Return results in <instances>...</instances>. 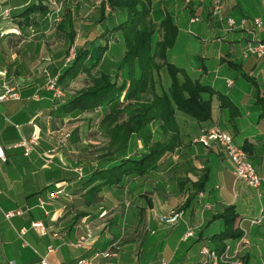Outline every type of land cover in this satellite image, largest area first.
<instances>
[{
	"label": "crops",
	"instance_id": "obj_1",
	"mask_svg": "<svg viewBox=\"0 0 264 264\" xmlns=\"http://www.w3.org/2000/svg\"><path fill=\"white\" fill-rule=\"evenodd\" d=\"M4 1L10 5L12 15L29 2ZM175 2L177 8H181L173 15L165 5L157 18L152 12V20L158 27L169 14L178 27L176 38L180 23L187 21L186 32L192 31L190 25L196 24L197 38L204 47L192 58L198 56L199 63L190 64L189 71L178 66L177 59L170 54L177 39L167 51V59L217 91L209 97L211 118L196 122L177 112L181 147L161 160L154 175L133 178L122 189L107 192L101 206L88 208L78 199L75 210H85L90 215L75 221L72 214H67L72 203L67 206L66 199L72 198L74 188L63 180L72 175L70 169L65 168V149L58 146L60 149L56 152V148L48 147L50 138L44 137L46 130L53 133L55 126L65 124L66 119L49 115L53 105L51 92L35 81L38 78L36 56L42 42L29 39L25 29L13 18L0 19V80L15 84L9 89L18 97L0 102L5 104L0 113L7 123L0 127V147L5 154L0 166L9 165L4 172V189L0 188V200L4 201L0 212V264H40L42 260L48 264H74L77 259L91 257L113 243L118 246L117 255L101 260L100 264H206L207 257L200 249L214 247L212 237L224 229L220 215L230 206L237 214L234 227L249 241L248 247L241 250L242 255H247L244 264H264V109L257 100L259 95L264 98V58L244 55L245 42L250 37L264 40V0H222L216 12L213 11L214 0ZM170 4L167 3L169 9L176 5ZM95 11L97 19H93V28L98 25L102 32L111 21L98 23L99 9ZM193 17L198 20L192 22ZM253 17L262 19L261 28L253 27ZM228 18L236 21L244 18L246 24L228 31L225 23ZM19 36L23 38L17 43ZM107 47L106 59L111 52L110 44ZM58 55L54 62L58 63L56 71L60 73L64 53ZM53 67L50 66V70ZM46 69L42 70V77L46 76ZM227 80L232 83L229 85ZM219 93L227 96L236 108L222 107ZM211 128L227 132L236 145L245 147L249 161L263 180L259 188L236 179L233 164L217 142L198 141V137ZM32 133L37 135V141L33 150L25 155L19 144ZM130 146L134 152L141 149L140 141L134 137ZM204 174L207 181L203 190L190 207L182 210L180 220L172 226L159 223L158 216L180 206L185 192ZM50 184L61 188L56 199L49 198L48 191L41 192ZM17 209L23 213L9 219L5 217L6 212ZM259 216H262L261 223L251 224L250 220ZM33 223L40 225L33 226ZM188 229L193 234L185 238ZM168 235L172 243L154 253L156 240H166ZM80 240H83L81 244ZM162 240L160 245L164 243ZM225 243L236 246L238 240Z\"/></svg>",
	"mask_w": 264,
	"mask_h": 264
},
{
	"label": "trees",
	"instance_id": "obj_2",
	"mask_svg": "<svg viewBox=\"0 0 264 264\" xmlns=\"http://www.w3.org/2000/svg\"><path fill=\"white\" fill-rule=\"evenodd\" d=\"M43 1L29 0L11 18L23 29L43 23L48 6ZM71 18L68 15L63 26L71 25ZM101 21L114 23L102 28L90 49L76 47L73 60L61 67L56 83L64 95L56 100L52 98L49 113L54 118L68 121L84 113L95 114L98 120L96 133L100 131L106 139L100 147L90 150L82 147V153L88 151L87 155L91 157L77 159L87 163L80 174L76 172L80 177L74 174L63 179L77 183L73 194L88 208L101 206L107 192L122 189L131 179L154 175L161 160L182 145L176 113L181 112L196 122L208 121L211 118L209 97L217 92L168 61L167 51L175 43L178 27L169 14L157 27L152 20L150 0H101L97 22ZM58 26L65 29L61 24ZM117 33L123 39V53L117 57L114 66L122 71L121 82L117 80L119 74L113 77L105 57L109 35L117 40ZM66 34L73 45L75 30L71 28ZM22 38L17 37L16 42L20 43ZM162 70L168 74V86L158 90ZM82 74L86 76L84 84L71 91V83ZM218 97L222 107L236 108L227 96L219 93ZM257 100L264 109V98L259 95ZM133 137L141 143V149L136 152L130 146ZM70 138L71 144L79 142L78 126L74 127ZM206 181L207 175L204 174L193 182L185 192L183 203L172 210L182 213L185 207H190ZM54 189L55 184H50L41 192L49 193ZM74 205L67 210L74 221L90 215L85 210L76 211ZM220 217L224 229L212 237V249L217 252L224 249L226 240L235 241L242 236L241 230L234 227L237 217L234 207L225 208Z\"/></svg>",
	"mask_w": 264,
	"mask_h": 264
},
{
	"label": "rangeland",
	"instance_id": "obj_3",
	"mask_svg": "<svg viewBox=\"0 0 264 264\" xmlns=\"http://www.w3.org/2000/svg\"><path fill=\"white\" fill-rule=\"evenodd\" d=\"M151 1V8L152 12L154 13V17L157 18V15L163 13V6L166 5V9L170 10V13L173 15L178 9L177 4L175 0H150ZM101 0H45L43 1V4H48L47 6V13L44 17L43 23H38V25L29 26L25 29V34L28 36L29 39H36L37 41H41V47L38 48L39 54L36 56V76L38 78L35 79L36 83L43 84V87L46 88V86L50 85L49 83L52 82L53 79L57 80L58 75L60 74L59 71L57 72L58 63L54 62L55 59L59 57L58 54L62 56L64 53V56L61 58V64L60 68L71 62L75 55V48L81 47V46H87L88 49H90V46L93 45V42H95V39L97 36V33H102L101 29L98 27V25L93 28V19H97L96 11L99 9V4ZM168 2H171L170 5H172V9H169V5H167ZM10 5H7V1L0 0V19H7L11 18L12 12L11 8L8 9ZM17 10H15L16 12ZM70 15L72 18L71 25L66 24L63 26L64 21L66 20L67 16ZM194 18V17H193ZM185 21V20H184ZM96 22V21H94ZM180 23L179 24V35L177 39V45L173 46L174 48L171 49L170 54L171 57L174 55V59H177L176 61L179 63L178 66L184 67L186 71H189L190 64H197L199 63L198 56H195L192 58L193 55H197L198 52L200 53L204 47V44L200 43V40L197 38V34L195 32V26L196 24L190 25L192 31L187 30L188 23ZM91 23V24H89ZM113 21H111V25H113ZM59 24H61L62 28H59ZM184 27V28H183ZM73 28L76 32V38L74 41V44L71 45L69 38L66 34V31ZM186 29V30H185ZM195 33V34H194ZM95 37V39L90 40ZM87 40V42H85ZM110 37L108 38L107 44H110L111 46V52L110 56H108L106 63L107 65L111 66V73L114 75L113 77L116 78L115 74H121L117 69H115V60L117 57L123 53V39L121 34L117 33V40H114ZM91 42V43H90ZM41 57L46 58L43 60ZM111 57V58H110ZM111 59V60H108ZM57 63V64H56ZM111 64V65H110ZM50 66H55L50 70ZM104 67V66H103ZM44 68H48L45 71L46 76L42 77V70ZM61 71V70H60ZM116 71V72H115ZM50 74H49V73ZM35 76V77H36ZM86 76L85 74L80 75L77 79H75L71 83V91L80 88L84 84ZM34 80V78L32 79ZM118 82H121V75L117 78ZM0 95L3 94L6 89H9L12 87L11 83H7V81L0 80ZM3 82L5 83L3 85ZM15 85V84H13ZM4 86V87H3ZM168 86V74L164 70L161 71L158 83H157V89L160 90V88H166ZM6 88V89H5ZM52 92V91H50ZM52 96V94H51ZM53 98V97H52ZM56 100V99H55ZM5 107V104H0V111L3 112ZM4 118L1 116L0 113V127H3L7 125L5 123ZM87 119H90L88 122ZM97 118H95V114H82L77 118H74L70 121L66 119L65 124H60L55 126V131L53 133L47 132V130L44 133V137L46 139L49 137L51 142L49 143V148H56V152L58 146H61V148L65 149L66 153V167L69 168L71 172L72 168L79 169L81 168L83 170V167L87 164L85 163L86 160H77L80 157H86L89 155L88 151L86 153H82V147L85 150H90L95 147H100L106 139L102 134H100V131H98V128L96 126ZM75 126H78L79 128V142L77 144H71V138L70 134L72 133ZM53 137V139L51 138ZM77 145L79 147H77ZM21 150V149H20ZM88 154V155H87ZM64 156V155H63ZM91 157V156H88ZM87 158V157H86ZM77 160L75 163L74 161ZM70 164V165H69ZM9 165L1 164L0 166V188L4 189L3 186V179H4V172L7 170ZM77 174L75 170H73L72 175ZM77 176H79L77 174ZM80 177V176H79ZM68 184L70 182H67ZM76 182H71L70 187L75 188ZM6 195V193H5ZM79 197L72 195V198H67L66 203L68 204H78ZM76 201V202H75ZM75 204V205H76ZM4 208V201L0 200V212ZM175 229V228H174ZM162 239L158 238L156 247L153 245L152 247H155L153 249L154 253H157V249L160 247H164L165 244L172 243L171 237L169 238V235L166 240L163 238V244L160 245ZM168 240V242H166ZM153 256H156L155 254H152ZM243 254V259H244Z\"/></svg>",
	"mask_w": 264,
	"mask_h": 264
},
{
	"label": "built area",
	"instance_id": "obj_4",
	"mask_svg": "<svg viewBox=\"0 0 264 264\" xmlns=\"http://www.w3.org/2000/svg\"><path fill=\"white\" fill-rule=\"evenodd\" d=\"M222 6V0H214V12L218 11ZM198 17L191 18V21H197ZM226 29L232 31L236 28L244 27L246 24V19L242 18L239 21H236L234 18H228L226 20ZM252 24L254 28H261L263 21L260 17H253ZM245 56H254L264 58V40H255L253 37H250L245 42L244 47ZM227 83L230 85L231 80H227ZM50 85L46 86V89L52 91L53 99H59L64 94L62 90L57 86L56 79H53ZM18 98L17 94L11 90L7 89L3 94L0 95V102L6 99H15ZM34 98H37L35 95ZM37 141V135L32 133L27 140H23L19 147L23 149L25 155H28L34 148ZM198 141L207 144L208 142L215 141L217 142L225 151L227 158L233 164V173L236 179L243 181L246 185L252 188H259L262 184V178L257 174L256 168L249 161L248 155L242 146L236 145L233 141V138L227 132L219 128H211L198 137ZM5 160V154L3 149L0 147V161ZM79 174L81 173V168L75 169ZM61 193V188L57 187L53 191H49V198L56 199ZM43 204V203H41ZM23 212L19 209L15 211H10L5 213L7 219L20 215ZM182 213L178 211L171 210L168 213L160 214L158 216V221L164 225H175L181 218ZM262 216L257 218H252L250 220L251 224L258 225L261 223ZM33 226L40 225L39 223H33ZM24 231L22 230L21 233ZM193 234L192 230H187L184 234V237L187 238ZM83 240H80L81 244ZM249 245V241L246 236H241L238 239L236 246L226 244L224 249L220 252L207 246H202L200 253L207 257L206 264H243V249H246ZM117 245L113 243L103 250L96 251L91 257H83L76 260L74 264H100L103 259H110L117 255ZM14 264V263H12ZM40 264H48L47 261L42 260Z\"/></svg>",
	"mask_w": 264,
	"mask_h": 264
}]
</instances>
